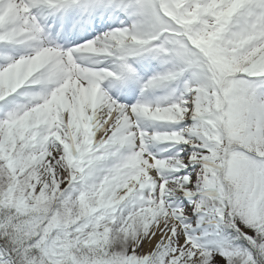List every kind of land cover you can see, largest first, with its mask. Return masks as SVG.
I'll return each instance as SVG.
<instances>
[{
  "label": "snow or ice",
  "instance_id": "snow-or-ice-1",
  "mask_svg": "<svg viewBox=\"0 0 264 264\" xmlns=\"http://www.w3.org/2000/svg\"><path fill=\"white\" fill-rule=\"evenodd\" d=\"M0 264H264V0H0Z\"/></svg>",
  "mask_w": 264,
  "mask_h": 264
}]
</instances>
